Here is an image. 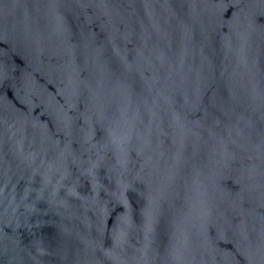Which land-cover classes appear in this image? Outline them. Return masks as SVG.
I'll return each instance as SVG.
<instances>
[{"label":"water","instance_id":"obj_1","mask_svg":"<svg viewBox=\"0 0 264 264\" xmlns=\"http://www.w3.org/2000/svg\"><path fill=\"white\" fill-rule=\"evenodd\" d=\"M0 264H264V0H0Z\"/></svg>","mask_w":264,"mask_h":264}]
</instances>
